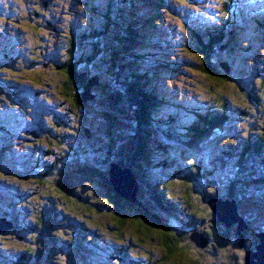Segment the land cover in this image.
Segmentation results:
<instances>
[{"label": "trees", "instance_id": "obj_1", "mask_svg": "<svg viewBox=\"0 0 264 264\" xmlns=\"http://www.w3.org/2000/svg\"><path fill=\"white\" fill-rule=\"evenodd\" d=\"M114 1H110V8L105 16L110 25L122 27L120 31L125 47L121 49V64H116L115 55L110 59V69L117 70L108 74L114 90L111 100L113 110L103 109L101 113L110 128L123 123V116L129 114L134 119L133 138L124 140L122 137H110L104 132L103 141L95 138V130L88 127L93 142H86V146L92 148L76 154L79 158L83 156V160L86 159L77 169V173L81 175L79 180L74 178L76 172H67L58 163L39 174V191L43 193H37V196L43 209L37 212L35 227L42 229L45 216L51 222L58 220L59 225H73V234L66 229L69 235L65 232L62 236L59 233L50 234V241L57 247L65 242V245L80 253V256L77 260H71L65 247V254L62 253L54 260L39 262L34 256L43 246L38 245L36 237H32L34 247L28 246L22 260L26 264L31 261L32 264H97L100 257L95 253L101 252L107 254V259L103 260L108 264L112 261L120 264H159L160 260L154 254L145 250L147 255H143L129 249L133 246L146 249V241H155L151 233L157 232L166 248L162 259L165 264H245L247 248L256 250L255 246L259 244L257 233L264 231V219L255 217L251 211L247 194L241 193L244 184L238 178L264 184V92L254 82L246 84V76L240 74L242 88L237 86V89L243 95L240 97L241 101L247 104L243 102L239 114L231 111L226 91L216 92L213 87L208 91L216 95V104L206 112L180 107L162 97L152 81L156 72L140 73L135 66L138 62L146 61L158 70L160 66L167 67L170 64L159 61V56H155L152 51L138 49L137 40L144 39L143 29L137 26L138 13L133 7L132 10L127 8L128 18H124L126 13L120 6L115 7ZM116 1L126 7L132 5L128 0ZM149 1L154 4L155 14L160 15V20L163 18V14L158 12L161 8H164V12L172 13L169 7L171 1L184 5L189 3V0ZM154 16L153 14L148 20L149 24L158 26L160 22ZM256 21L260 27H264V19ZM186 25L198 40L199 48L196 50L200 55V64L197 68L219 84L231 82V75L221 70V62L228 64L234 71L239 54L245 52L242 50L250 53L255 48L254 43L240 48L239 41L228 40L233 36V30L215 33L211 29L201 28L198 20L192 18L186 21ZM105 26L107 25L104 24L103 27ZM78 36L81 42H86L89 37L82 31ZM127 44L129 47H126ZM70 45L73 46L72 39ZM215 57L220 58L218 63L214 62ZM63 58V63L55 65V71L62 75L60 81L64 84V100L70 103L69 107L73 112H79L98 97L95 90H92L95 98L90 103H85L82 97L85 85L93 76L81 72L82 63L86 59L75 57L72 47L64 52ZM240 65L248 69L244 61H240ZM25 70L30 74V69ZM1 86H4L3 82ZM166 104L168 107L171 105L170 112L160 111L159 107ZM184 108H187L185 117L180 111ZM232 116L242 120L238 143L234 142L235 138L230 140L231 143H226L231 132H225V129H228L226 126ZM31 140H27L30 145L33 144V139ZM155 140L161 143L158 144L161 152L168 151L169 146L180 147L183 152H189L184 156L186 166L176 163L173 156H165L166 152L159 159V151L153 144ZM205 153H208L205 161L188 158L192 154L203 157ZM189 161L194 163H188ZM111 162L128 167L133 172L140 184L137 198L141 204L125 201L114 190L108 173ZM156 168L160 170L157 171ZM233 171H237L236 174ZM257 190L259 193L255 194L264 199V193H261L264 189ZM212 199L236 201L239 214L248 224L247 230L243 232L246 249L239 247V240L233 238L237 233L236 226L228 228L219 222L209 205ZM48 202L52 205L46 207ZM61 217L66 218V223ZM0 218L13 224L11 230L0 234V239H15L12 232L20 224L17 218L6 211L0 214ZM128 226L134 228L131 231L133 234L127 231ZM27 228L30 229V226ZM193 231L204 238L202 246L192 240ZM114 244L116 248H110ZM4 257L0 250V258L3 260Z\"/></svg>", "mask_w": 264, "mask_h": 264}, {"label": "rangeland", "instance_id": "obj_2", "mask_svg": "<svg viewBox=\"0 0 264 264\" xmlns=\"http://www.w3.org/2000/svg\"><path fill=\"white\" fill-rule=\"evenodd\" d=\"M110 1L0 0V84L3 82L4 85L0 87V214L9 212L20 223L12 232L15 239H0V250L5 256L3 260L0 258V264H26L22 256L28 246L34 247L32 237H36L38 245L43 246L34 256L39 262L54 260L67 251L66 254L71 260H77L80 253L71 250L65 242L57 247L50 241V234L59 233L62 236L64 232L67 233L66 229L74 233L73 225L66 223L65 217H61L65 225H59L58 220L51 222L45 216L42 229L35 227L37 212L43 209V204L37 196V193H43L39 191V174L45 173L53 164L58 163L59 166L65 167V171H72L74 174L76 172L74 178L79 180L81 175L77 173V169L86 159L83 160V156L79 158L76 154L92 148L86 146V142H93L91 137H86L88 127L95 130V138L103 141L104 132L110 137H122L124 140L133 138L134 119H131L129 114L123 116V123L110 128L101 113L103 109L113 110L111 100L114 90L111 88V78L108 74L117 70L110 69V59L115 55L116 64H121V49L125 47L120 31L122 27L110 25L105 16L110 8ZM128 1H131L132 5L126 7L115 0L114 6H120L125 13H129L127 8L132 10L133 7L138 13L137 26L144 31L143 41L137 40L138 49L152 51L155 56H159V61L170 64L167 67L160 66L158 70L146 61L138 62L135 66L140 73L156 72L152 81L162 97L180 107L206 112L216 104V95L208 91L213 87L216 92L226 91L231 111L239 114L243 102L247 104L241 101L240 97L243 95L237 89V86L242 88L240 74L246 76V84L254 82L255 86L262 88L264 92V27H260L253 16L256 14L258 19L264 17V0H189L185 5L171 1L169 7L172 13L164 12V8L158 11L163 14L161 20L160 15L155 14L154 4L149 0ZM153 14L154 19L160 22L158 26L149 24L148 20ZM110 15L112 17V14ZM124 18H128L127 13ZM189 18L198 20L201 28L211 29L215 33L220 30H233L234 34L228 40L236 39L241 43L240 48L254 43L255 48L250 53L248 50H242L244 53L238 51L241 57L238 56L234 71L228 64L224 66L229 69L231 82L219 84L197 68L200 64V55L196 50L199 44L186 25ZM114 19L116 20L115 16ZM49 23L54 30L46 29ZM104 24L107 25L105 28ZM81 31L89 36L86 42L79 40L78 33ZM71 39L73 46L70 45ZM71 47L75 57L86 59V62L82 63L81 72L98 76L100 80L97 86L91 88V92L95 90L98 97L93 102L88 100V103H91L79 112H73L69 107L70 103L64 100V84L60 81L62 75L55 71V65L63 63L64 52L69 51ZM3 49L8 54L6 58L2 55ZM10 57H13V60ZM219 60L220 58L215 57L214 62L218 63ZM240 61H244L248 69L243 68ZM221 65V70L225 71V64L221 62ZM4 66L6 68H3ZM25 68L30 69V74ZM170 106L166 104L159 109L170 112ZM187 108L180 110L184 117ZM114 117L117 118L116 115ZM240 121L242 120L237 116H232V120L228 122L225 132H231V138H227L229 141L226 143H231L233 138L234 142L240 141ZM31 139L32 145L28 142L32 141ZM153 144L159 151V159L166 152L165 156H173L176 163L186 166L184 163L187 160L184 156L190 154L189 152L170 146L167 147L168 151L161 152L158 146L161 143L155 140ZM206 154L208 156V153H205L203 157L192 154L188 158H200L205 161ZM236 172L233 171L234 174ZM238 179L244 184L241 193L247 194L251 211L255 217L264 219V199L255 194L259 193L257 189H264L261 187L264 184L244 180L243 177ZM261 193H264V190ZM48 205L52 203L48 202L46 207ZM27 226H30V229ZM131 227L128 226L127 231L133 234L131 231H134V228ZM151 236L155 241H146V249H137L136 246L129 249L143 255H147V251L160 260L159 264H165L162 259L166 248L157 232H152ZM233 238L240 241L238 233L234 234ZM110 248L115 249L116 245ZM95 254L100 257L97 264H108L103 260L107 259V254ZM109 264L120 262L112 261Z\"/></svg>", "mask_w": 264, "mask_h": 264}, {"label": "water", "instance_id": "obj_3", "mask_svg": "<svg viewBox=\"0 0 264 264\" xmlns=\"http://www.w3.org/2000/svg\"><path fill=\"white\" fill-rule=\"evenodd\" d=\"M46 29L50 31L54 30L50 23ZM224 66L227 65H223V69L226 73H229V69ZM99 83L100 80L98 76L90 78L84 87L85 92L82 94L84 102H88V100H93L95 98L94 94L91 92V88L97 86ZM32 134L34 135L35 133ZM85 134L87 138L91 137L88 130ZM108 173L110 184L125 201L141 204L137 198L140 191V184L128 167H121L119 164L111 162ZM209 205L220 223L228 228L236 226V232L240 235L238 245L239 247L246 249L245 235L243 234V231L247 230L248 224L239 214L236 201L228 199H212L209 201ZM12 228L13 224L10 221H7L5 218H0V234L9 231ZM257 237L259 238V244L255 246L256 250H246L245 264H264V231L257 233ZM192 240L199 246H202L205 242L202 235L198 234L196 231L192 232Z\"/></svg>", "mask_w": 264, "mask_h": 264}, {"label": "flooded vegetation", "instance_id": "obj_4", "mask_svg": "<svg viewBox=\"0 0 264 264\" xmlns=\"http://www.w3.org/2000/svg\"><path fill=\"white\" fill-rule=\"evenodd\" d=\"M48 33H50V32H48ZM57 33L59 34L60 33V30L58 29V31H57ZM51 34V33H50ZM5 49H3V51H4ZM9 51V50H8ZM2 55H4V57L6 58V57H8V54L7 53H4L3 52V54ZM12 60H13V57H10ZM0 65H2V62L0 63ZM3 68H6V66H4ZM40 137V135L38 136V138Z\"/></svg>", "mask_w": 264, "mask_h": 264}, {"label": "bare ground", "instance_id": "obj_5", "mask_svg": "<svg viewBox=\"0 0 264 264\" xmlns=\"http://www.w3.org/2000/svg\"><path fill=\"white\" fill-rule=\"evenodd\" d=\"M204 208V207H203Z\"/></svg>", "mask_w": 264, "mask_h": 264}]
</instances>
